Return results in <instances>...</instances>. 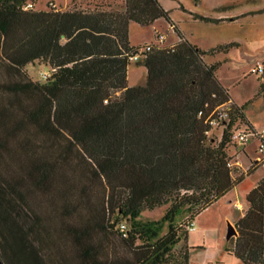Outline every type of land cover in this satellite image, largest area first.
<instances>
[{
	"label": "trees",
	"instance_id": "trees-1",
	"mask_svg": "<svg viewBox=\"0 0 264 264\" xmlns=\"http://www.w3.org/2000/svg\"><path fill=\"white\" fill-rule=\"evenodd\" d=\"M28 1L0 0V264H188L174 249L243 180L227 148L237 124L251 129L247 104L204 61L215 50L189 42L160 0L23 10ZM160 18L179 40L152 44L145 86L129 87L140 48L129 24ZM36 61L49 68L40 81L25 71ZM228 101L221 137H210L209 117ZM246 201L227 252L263 264L264 177ZM164 205L160 221L139 219Z\"/></svg>",
	"mask_w": 264,
	"mask_h": 264
},
{
	"label": "rangeland",
	"instance_id": "rangeland-1",
	"mask_svg": "<svg viewBox=\"0 0 264 264\" xmlns=\"http://www.w3.org/2000/svg\"><path fill=\"white\" fill-rule=\"evenodd\" d=\"M113 9H119L124 0H114ZM105 0H34L35 10H48L55 6L58 10L93 9L95 5L111 3ZM162 7L168 12L171 20L177 24L183 36L203 51L207 64L218 63L217 79L228 91L230 98L239 106L245 105L244 114L247 121L253 122L259 128L264 125V76L252 74V70L264 61V0H160ZM163 34L166 39L158 42L157 35ZM176 40L175 34L169 30L164 18L156 20L149 26L129 24V42L133 47L145 44L170 45ZM139 62L132 61L128 66L129 85L145 86L146 69ZM28 77L40 81L41 76L49 72V68L36 61L25 67ZM246 124H237L235 132H247ZM261 132L260 130H257ZM222 129H214L210 137H221ZM260 142L252 137L245 145L238 144L227 148L234 177L244 176L243 180L233 189L212 204L194 221V231L190 232V247L187 241H181L174 249L175 253L188 251V264H242L227 252L230 222L248 209L246 195L257 179L264 173V167L257 172L250 167L251 161L260 157L257 152ZM236 168L239 171H236ZM251 172V173H247ZM241 206V209L238 207ZM168 205L154 210H144L139 219L143 222L160 221ZM238 209H237V208ZM229 217L230 222L226 221ZM232 227L236 230L235 223ZM166 227L163 229L165 234ZM189 232V230H188Z\"/></svg>",
	"mask_w": 264,
	"mask_h": 264
},
{
	"label": "built area",
	"instance_id": "built-area-1",
	"mask_svg": "<svg viewBox=\"0 0 264 264\" xmlns=\"http://www.w3.org/2000/svg\"><path fill=\"white\" fill-rule=\"evenodd\" d=\"M23 10H30L34 9V3L31 1H28L26 4L23 5ZM53 9H55V6L52 5ZM158 42L163 43L165 40V36L163 34L157 35ZM153 48L152 44H146L142 47H140L137 51V53L131 58L132 61H139L142 57L145 58L146 54L150 52ZM252 74L256 76H264V61L259 62L255 68L252 70ZM232 105L231 101H228L226 104L216 108V110L212 113V115L209 117V125L213 128H219L223 129L225 122L229 119V108ZM249 137L255 138L260 142V145L258 147L257 152L259 153L260 157L257 158L256 161L251 162L250 167H264V131L258 132L255 130H249L247 132H234L232 139L237 144L245 145L249 141ZM229 166L232 167L231 163H229ZM188 230L192 231L194 230V222L189 223ZM262 231L264 232V218L262 221ZM120 232L124 234L126 232V227L124 224L120 226ZM264 264V263H263Z\"/></svg>",
	"mask_w": 264,
	"mask_h": 264
},
{
	"label": "crops",
	"instance_id": "crops-1",
	"mask_svg": "<svg viewBox=\"0 0 264 264\" xmlns=\"http://www.w3.org/2000/svg\"><path fill=\"white\" fill-rule=\"evenodd\" d=\"M131 23H134V22H131ZM176 24V23H175ZM177 25V24H176ZM168 28H169V30L170 31H172L174 34H175V36H176V40L173 42V43H171L170 45H164V46H172V45H174V44H176L177 43V41L179 40V38H178V36L176 35V33L174 32V30H173V28L168 24ZM165 39H166V37H165ZM165 41V40H164ZM190 42V41H189ZM146 45V44H145ZM140 61V60H139ZM147 74V73H146ZM145 79H146V77H145ZM127 80H128V86L129 87H133L132 85H129V69L127 70ZM232 100V99H231ZM232 102L234 103V104H236L233 100H232ZM237 105V104H236ZM239 106V105H238ZM249 122V124H250V126H251V129L250 130H255V131H257V130H260V131H264V125H262L260 128L256 125V124H254L253 122H250V121H248ZM251 162H254V161H251ZM251 164V163H250ZM260 167H253L252 168V170H254L253 171V173H255V172H257V170L259 169ZM236 171H239V169L238 168H236ZM264 177V173L257 179V181H256V183H255V185H254V187L257 185V183H258V181L261 179V178H263ZM253 187V188H254ZM240 209H241V206H238ZM237 208V207H236ZM238 209V208H237ZM244 215V213H242L241 215H239L237 218L239 219V218H241L242 216ZM238 219H236L235 221H237ZM226 221L227 222H230V219H229V217H227L226 218ZM235 221H233V222H230V223H228L229 225H231L232 226V224H234V222ZM194 230H192V232H193ZM190 232L191 231H189V234H188V238H187V243H188V245L190 246V247H195V246H198V245H194V244H190ZM230 255L231 256H233L231 253H230ZM240 261V260H239ZM206 264H212V260H208V261H206L205 262ZM242 263V262H241ZM243 264V263H242Z\"/></svg>",
	"mask_w": 264,
	"mask_h": 264
},
{
	"label": "water",
	"instance_id": "water-1",
	"mask_svg": "<svg viewBox=\"0 0 264 264\" xmlns=\"http://www.w3.org/2000/svg\"><path fill=\"white\" fill-rule=\"evenodd\" d=\"M236 235H237L236 230H235L231 225H229V232H228V235H227L228 240H229L232 236H236Z\"/></svg>",
	"mask_w": 264,
	"mask_h": 264
}]
</instances>
